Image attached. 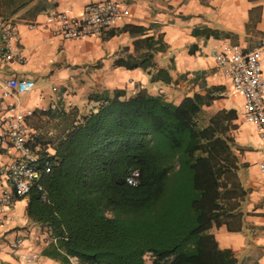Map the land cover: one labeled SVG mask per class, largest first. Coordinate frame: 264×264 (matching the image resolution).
<instances>
[{
    "label": "trees",
    "instance_id": "trees-1",
    "mask_svg": "<svg viewBox=\"0 0 264 264\" xmlns=\"http://www.w3.org/2000/svg\"><path fill=\"white\" fill-rule=\"evenodd\" d=\"M139 43L150 51L127 65L170 82V67L155 58L167 46L162 36ZM203 89L180 102L145 88L129 96L122 88L89 94L94 106L54 142L58 163L44 189L27 196V214L55 238L46 253L65 264H145L148 253L165 264H239L211 228L241 221L247 163L231 133L234 113H210L205 105L215 88ZM135 169L137 181L129 183Z\"/></svg>",
    "mask_w": 264,
    "mask_h": 264
},
{
    "label": "crops",
    "instance_id": "crops-1",
    "mask_svg": "<svg viewBox=\"0 0 264 264\" xmlns=\"http://www.w3.org/2000/svg\"><path fill=\"white\" fill-rule=\"evenodd\" d=\"M93 1L102 0H26L22 6L0 0V26L7 20L16 22L26 59L21 63L0 57V97L5 103L20 101L22 107L35 108L29 124L46 146L54 147L57 136L94 106L89 101L93 91L122 88L129 96L145 88L180 102L204 92V84L214 87L216 97L205 108L234 113L231 133L243 147L239 154L247 166L241 177L250 192L242 204L241 221L215 225L211 232L221 247L233 249L239 264H264V175L256 166L264 145L256 125L244 118L242 93L217 71L212 56L214 50L232 44L248 49L264 41V0H121L128 15L102 34L80 39H62L44 25L54 12L80 16ZM30 22L37 26L30 28ZM209 29L222 34L215 36ZM148 36H162L167 45L155 58L158 66L170 67V82L151 81L142 67L127 65L138 60L139 51H150L139 43ZM12 76L35 79V88L19 97L6 95L5 81ZM54 102L56 108H51ZM27 204V197L17 199L0 223V264H65L46 253L55 238L27 214ZM16 239H21L17 246Z\"/></svg>",
    "mask_w": 264,
    "mask_h": 264
},
{
    "label": "built area",
    "instance_id": "built-area-1",
    "mask_svg": "<svg viewBox=\"0 0 264 264\" xmlns=\"http://www.w3.org/2000/svg\"><path fill=\"white\" fill-rule=\"evenodd\" d=\"M129 12L121 0L93 1L80 16L58 11L49 14L44 25L62 39H80L102 34ZM36 26V22L29 24L30 28ZM212 56L217 62V71L242 93L244 118L256 125L264 145V41L248 49L232 44L224 50H214ZM0 57L21 63L26 60L14 20L4 21L0 26ZM5 85L6 95L19 97L35 88L36 81L12 76ZM51 108H56L55 102ZM35 115V108L22 107L20 101L5 103L0 97V223L17 199L26 198L33 188L44 189V178L58 163L55 147L46 146L29 124ZM256 166L264 175V156ZM138 176L139 171L135 169L127 180L136 183ZM20 242L21 239H16L14 245Z\"/></svg>",
    "mask_w": 264,
    "mask_h": 264
},
{
    "label": "rangeland",
    "instance_id": "rangeland-1",
    "mask_svg": "<svg viewBox=\"0 0 264 264\" xmlns=\"http://www.w3.org/2000/svg\"><path fill=\"white\" fill-rule=\"evenodd\" d=\"M209 112L211 113V110ZM74 261H76V259H74ZM145 264H165V259L156 257V256L148 253L145 256Z\"/></svg>",
    "mask_w": 264,
    "mask_h": 264
}]
</instances>
